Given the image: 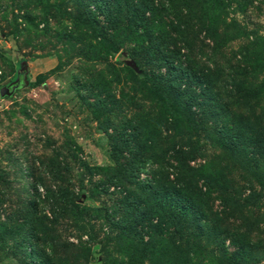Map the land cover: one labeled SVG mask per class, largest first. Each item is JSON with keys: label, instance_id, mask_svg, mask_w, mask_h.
<instances>
[{"label": "rangeland", "instance_id": "rangeland-1", "mask_svg": "<svg viewBox=\"0 0 264 264\" xmlns=\"http://www.w3.org/2000/svg\"><path fill=\"white\" fill-rule=\"evenodd\" d=\"M47 1L53 7L49 15ZM216 1L215 42L221 48L210 54L212 42L194 10V61L209 68L211 86L223 99L238 54L237 112L264 144V0ZM69 7L65 0H0V88L22 84L10 98L0 97V264L32 260L33 244L43 264H264V156L252 153L251 144L240 161L224 155L213 141L211 118L197 119L202 130L194 133L174 124L119 62L129 59L127 46L112 58L89 33L78 37L75 30L76 40L62 38L73 30L74 21L61 13ZM211 61L223 67L214 71ZM252 89L254 100L245 97ZM140 118L150 123L153 150L184 146L191 138L200 145L197 163L209 162L216 177L223 174L218 188L225 201L213 195L210 216L221 235H229V251L232 234L238 235V259L228 260L219 243L206 237L152 256L142 250L147 237L125 236L116 224L121 215L114 210L121 208L123 195L106 185L112 139L125 119ZM156 169L146 163L140 180L153 179ZM62 189L81 205L82 219L54 210L57 222L50 227L52 210L61 206L59 200L53 204L50 192L58 198ZM9 221L16 226L12 235Z\"/></svg>", "mask_w": 264, "mask_h": 264}, {"label": "trees", "instance_id": "trees-1", "mask_svg": "<svg viewBox=\"0 0 264 264\" xmlns=\"http://www.w3.org/2000/svg\"><path fill=\"white\" fill-rule=\"evenodd\" d=\"M65 1L70 7L61 13L74 24L73 30L69 34L63 33L62 38L76 40L73 32L76 30L79 37L80 31H84L91 35L105 56L112 58L120 55L121 49L127 46L129 59L119 62L133 80L160 104L174 124H183L188 132L194 133L202 130L197 119L211 118L213 141L224 155L240 161L242 152L251 144L254 146L252 153L264 156L261 133L252 129L237 112L238 54L233 66H229L232 74L229 76L228 93L225 87L223 99L211 86L213 75L209 68L206 65L198 67L194 61L193 39L194 33H198L192 24L196 17L194 10H197V20H200L198 25L205 29L207 39L212 42L210 54L214 55L221 48L215 42L216 24L220 17V6L216 0ZM48 8L53 9L47 1L46 15H49ZM127 61L134 62L137 71L128 66ZM211 64L214 71L223 67L214 61ZM148 66V70L144 69ZM36 81L41 84V77L38 76ZM100 82L103 84L104 80ZM13 85L15 91L22 86L20 80ZM245 94L248 99L257 97L256 89L247 90ZM12 95L0 97L10 98ZM103 106L106 107V103ZM149 124L145 118L125 119L120 127L115 128L110 153L113 166L106 169L110 174L106 185L108 188H120L117 191L123 195L121 208L114 210L121 215L116 224L125 236L133 235L142 241L147 237L142 250L152 256L163 254L169 245L180 248L190 241L195 245L206 237L219 243L228 260L238 259L241 250L238 235L232 234L233 249L229 251L225 245L229 235H221L222 230L215 225L217 221L210 216L215 199L213 195L225 201L218 188L223 174L216 177L209 162L197 163L200 145L198 148V143L192 142L191 138H187L188 143L184 146L153 150L157 142L151 138ZM149 162L157 167L153 179L140 180V172ZM244 165L249 166L248 163ZM101 188L107 193L108 188L103 185ZM56 195L51 191L50 199L53 204L59 200L61 206L52 210L50 227L57 222L54 210L60 211L58 215L71 216L73 220L82 219L83 208L70 199L68 189L58 191V198ZM106 216L110 218L108 214ZM222 219L219 218L220 221ZM10 222L7 228L12 235L16 226ZM32 248V262L24 264H43L42 259H38V247L33 244ZM174 254L182 257L178 252ZM164 256L160 257L163 259Z\"/></svg>", "mask_w": 264, "mask_h": 264}, {"label": "water", "instance_id": "water-1", "mask_svg": "<svg viewBox=\"0 0 264 264\" xmlns=\"http://www.w3.org/2000/svg\"><path fill=\"white\" fill-rule=\"evenodd\" d=\"M126 64L128 66H130L131 68H133L134 70L137 69L136 65L132 61H127ZM15 88L16 87L14 85H11L10 87H2V88H0V96L1 97L9 96L10 94L14 93Z\"/></svg>", "mask_w": 264, "mask_h": 264}]
</instances>
